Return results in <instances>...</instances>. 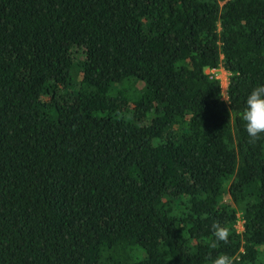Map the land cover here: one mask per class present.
Here are the masks:
<instances>
[{
	"label": "trees",
	"instance_id": "trees-1",
	"mask_svg": "<svg viewBox=\"0 0 264 264\" xmlns=\"http://www.w3.org/2000/svg\"><path fill=\"white\" fill-rule=\"evenodd\" d=\"M260 84L264 0H0V264H264Z\"/></svg>",
	"mask_w": 264,
	"mask_h": 264
},
{
	"label": "clouds",
	"instance_id": "clouds-1",
	"mask_svg": "<svg viewBox=\"0 0 264 264\" xmlns=\"http://www.w3.org/2000/svg\"><path fill=\"white\" fill-rule=\"evenodd\" d=\"M209 72L211 73V70ZM221 73L222 72L218 69V76L215 74L216 78L221 79ZM227 86L224 90H227ZM242 120L244 121L245 131L250 138L255 140L264 135V84L257 85L247 94L245 107L242 113ZM213 230L215 241L227 242L230 235V230L228 228L222 227L219 223H217L213 225ZM212 264H235V262L232 256L219 254L213 260Z\"/></svg>",
	"mask_w": 264,
	"mask_h": 264
},
{
	"label": "rangeland",
	"instance_id": "rangeland-1",
	"mask_svg": "<svg viewBox=\"0 0 264 264\" xmlns=\"http://www.w3.org/2000/svg\"><path fill=\"white\" fill-rule=\"evenodd\" d=\"M219 71H221L222 73H221V79H222V85H223V88L225 89V87L227 86V73H226V71L224 70V71H222V70H220L219 69ZM217 76H218V74H216ZM243 220H239V222H238V224H237V227H238V230L239 231H243V229H244V227H243Z\"/></svg>",
	"mask_w": 264,
	"mask_h": 264
},
{
	"label": "built area",
	"instance_id": "built-area-1",
	"mask_svg": "<svg viewBox=\"0 0 264 264\" xmlns=\"http://www.w3.org/2000/svg\"><path fill=\"white\" fill-rule=\"evenodd\" d=\"M211 73H213V74H218V69H211Z\"/></svg>",
	"mask_w": 264,
	"mask_h": 264
}]
</instances>
